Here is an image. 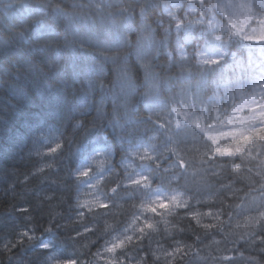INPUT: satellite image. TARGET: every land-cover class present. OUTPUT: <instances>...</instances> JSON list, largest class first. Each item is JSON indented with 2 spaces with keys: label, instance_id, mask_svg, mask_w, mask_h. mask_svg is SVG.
Listing matches in <instances>:
<instances>
[{
  "label": "clouds",
  "instance_id": "clouds-1",
  "mask_svg": "<svg viewBox=\"0 0 264 264\" xmlns=\"http://www.w3.org/2000/svg\"><path fill=\"white\" fill-rule=\"evenodd\" d=\"M0 264H264V0H0Z\"/></svg>",
  "mask_w": 264,
  "mask_h": 264
}]
</instances>
